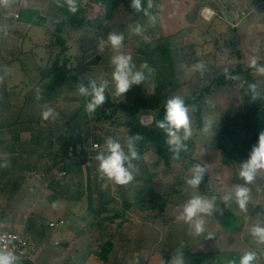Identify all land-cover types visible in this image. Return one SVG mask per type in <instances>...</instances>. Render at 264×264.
Listing matches in <instances>:
<instances>
[{"label":"rangeland","instance_id":"1","mask_svg":"<svg viewBox=\"0 0 264 264\" xmlns=\"http://www.w3.org/2000/svg\"><path fill=\"white\" fill-rule=\"evenodd\" d=\"M7 1L10 4L5 6L6 9L2 8L3 11L5 10L3 18L14 17V15H20L19 10L36 9V7H40L44 11L52 8L50 12L53 13V17L56 14L55 23L52 21V13L49 14L48 17H51L52 22H50V26L47 24L48 30L32 29L35 31V35L32 33L33 31L29 35L27 33L24 34L26 32L25 29L17 30L14 28V30L7 22L0 21V29L3 30V27H6L4 32L0 31V46H2L1 43L3 42L4 47H0V51L6 54L3 55L4 59L8 63H12L11 56L13 54L16 55L13 52L19 50L23 40L21 50L27 54L29 52L33 53L37 60H34V62H22V68L27 69L34 77V81L37 82L40 78L37 67H40L41 70L46 67L48 56L45 46L50 43V34L55 32L59 24L65 25L66 18L58 12L61 5H58L55 0ZM160 2L159 20L145 34L147 39L167 38L175 35L176 37L171 40L172 45L174 47H178L180 44L183 45L181 55L189 67L185 73L186 80H190L191 83L184 87L177 94L178 96L184 98L188 93L195 90L197 86L200 88L204 86V83L198 79L204 76V73L192 70L193 65L197 63L202 62L205 65V70L209 73L210 78L217 81L224 76L228 84L232 82V75L237 68L242 71L241 76L235 79V83L226 86L227 88L224 89L223 94H221L223 100L220 104L221 106L218 109L210 108L207 112L205 121L212 122V127L209 130H199L195 121L191 119L193 135L186 143H193V149L189 152L193 161L189 160L184 164L187 167V170L182 174L185 184L183 197L186 200L181 203V214L184 203H187L191 194L196 193L198 190V188L194 189L186 183V180L191 178L192 166L200 164L206 169L204 180L200 185V189H205L207 183H209L208 179L210 176L208 174L210 167L208 165L211 159L209 156L213 154L212 152L220 149L221 152L216 153L222 155L221 161L225 163L231 160L233 165L237 167L239 165L238 159L240 158H238L236 152L238 148L235 144L246 140V146L251 149L257 143L252 138L257 134L258 139V133L264 130V112L253 117L252 122L246 126L227 111L229 109L228 102L240 101L241 87H244L247 83L246 76L250 77L254 84L257 85L258 98L264 100V75L257 74L254 69L249 67V61L252 57H256L259 64H264V0H160ZM79 10L84 13L86 18L90 19L102 15L104 12L102 7L89 4L88 0H81ZM207 11L209 14L205 16L204 13ZM143 17L144 13L141 18ZM140 20L127 27L124 31L116 33H122L128 38L137 40L139 35L133 34L131 28L135 27L136 24H140ZM9 31L11 33L16 32L15 36ZM8 32L11 37L7 34ZM63 36L69 41L70 46L68 56L71 58L73 66V71L70 75L78 81L90 82L95 80L97 83L101 80L108 81L107 91L112 102L118 100V103H123V100L120 101L121 99L132 102L138 95L154 94L155 70L149 67L150 73L148 74L147 70H145L146 78L141 85L133 86L125 96L114 95L115 86H111L114 84L112 79L114 71V65L111 62L112 57L130 55L133 63L139 69L145 60L134 49L126 47L114 50L110 46H106L103 51L97 47L93 52L90 51L84 54L78 44L81 41V36L79 37L75 30L70 33L65 25ZM96 58L100 61L102 60L103 65L98 69L89 68L92 67L90 63ZM15 76L16 79L11 80V83L17 82L20 78L19 73H16ZM10 82L4 81L2 83L9 87L11 85ZM206 83L208 84L207 81ZM2 98L3 94H1L0 99ZM23 109L27 111V114L24 113V110V112L21 110V124L2 129L1 123L3 122L0 120V136L7 135L12 139H20L23 168L27 170V172H24V176L27 181H31L26 183V188L22 189L16 197L18 200L16 202H19L18 207L27 212V215L24 212L27 219L22 231L33 235L30 238L32 242H30L32 247H35L34 250L36 249L34 260L29 264H83L89 257H92L94 261L104 263L97 256L98 247L95 246L99 240L97 227L91 228L89 225L96 220L87 210L89 197L87 167L92 170L90 174L92 176L91 187L96 188L95 178L96 174H98L97 171H99V162L96 160V156L102 152L107 154L106 141L111 138L126 147L129 130L125 128L124 124L138 122L140 125L146 126L152 123L153 117L143 115L136 121L134 117L120 114L116 124H104L96 120L94 113H87L85 106L81 104H74L72 107L62 105L60 110L53 109L52 114L47 119L44 118L43 121L50 124L46 126L40 124V119L38 120L41 115V109L37 103L33 104V102L29 101L23 105ZM4 112H6V108L4 104H0V114ZM57 124L59 126H56ZM85 137L89 138L86 143L90 145L89 148H85L86 165H82L80 163L82 158L80 147L83 146L79 143ZM65 140L72 146H76L75 156L64 157L62 144ZM94 143H97L100 149L96 153H92L93 158L88 159L86 152L91 153V147ZM70 151L72 152L69 153L73 155V149ZM247 157L248 154L245 159ZM145 159L149 170L156 173L159 172L153 182L155 192L161 194L166 189L169 190L170 186L168 185L173 180L164 181L162 178L163 174H160L165 167L164 160L152 152L146 153ZM62 160L64 165L59 164ZM241 162L243 161L241 160ZM184 165H182L181 161H178L175 173L181 174L185 167ZM67 167L71 169V173L66 174V176H60L59 173L65 171ZM47 169H52L49 174L46 173ZM101 179L104 180L102 187L104 190L111 191L113 194L117 192L118 184L102 174ZM31 185L35 187L36 191L32 192L31 189H27ZM206 190L205 192H207ZM213 192L209 190L210 195H213ZM216 201L221 206L219 207L220 213H226L225 211L230 205L222 208L224 205L222 200L216 199ZM64 206L67 209H64ZM69 210L74 212L75 219L78 218L79 220H74V216L69 213ZM40 211L42 214L39 217L38 213ZM171 214L169 204H167L164 212L159 217L166 219L165 222L168 224ZM60 221H63L65 225L55 229L49 227L50 222L58 224ZM73 223L76 226L77 233H75L77 235L68 241L63 235L64 232L71 230ZM117 244L119 250L114 253V257L109 256V261L112 260L111 258H114V260L121 258L119 254L122 251L118 241ZM213 249L210 247V250ZM185 264L188 263L185 262Z\"/></svg>","mask_w":264,"mask_h":264},{"label":"trees","instance_id":"2","mask_svg":"<svg viewBox=\"0 0 264 264\" xmlns=\"http://www.w3.org/2000/svg\"><path fill=\"white\" fill-rule=\"evenodd\" d=\"M89 4L100 6L103 8V14L95 18H86L84 13L80 11L81 0H77V11L72 13L66 5L59 8V13L63 14L66 28L70 31L75 30L81 41L78 42L80 49L84 54L93 51L99 47V41L106 39L110 32H122L133 23L139 21L144 29L143 35L139 38H128L124 36V41L120 48L134 49L136 53L142 56L148 66L155 70L154 77V94H141L134 98L131 105L125 103L112 102L110 95L106 89V102L100 106L95 112L96 120L104 124H116L120 114L124 116L134 117L136 121L143 115L153 117L152 123L143 126L140 123L128 122L125 128L129 130V136L139 134L142 139L137 143V151L139 159L133 161V180L126 185H119L117 192L104 190V180L101 179L100 171H97L95 181L96 188H92V170L87 167V190H88V213L95 218V222L89 224L91 228L97 227V235L99 240L95 246L98 247L97 256L105 263L109 264V256L114 250V240L118 231L128 222L126 213L133 207H138L142 211H153L163 213L167 204L180 205L186 199L183 197V189L185 188L183 172L187 170L184 165L186 161H193L189 152L193 149V143H186V149L182 150L179 158L169 151L166 143V134L157 127V121L162 120L165 115L166 101L177 94L191 82L186 80V71L189 69L181 52L183 45L178 47L172 45L171 40L176 37L159 39H147L145 32L158 22L159 12L161 9L160 0H152V8L148 9L149 13L155 17V22H151L149 17L143 12L134 11L130 4L131 0H88ZM58 5L63 4V0H55ZM144 7L147 8L148 0H143ZM21 23L28 24L31 27L48 30L47 19L42 17L39 10L23 9L20 12L19 19ZM64 24H59L55 32L50 34V43L46 45L47 63L46 67L40 71V79L37 83L32 84L20 103V109L23 111V105L29 101L37 103L41 109L40 124L49 126L48 122L42 120V113L47 108L52 110H60L62 105L72 107L74 104L85 106L88 99L78 92V86L83 83L87 85L89 82H80L70 73L73 71L72 60L68 56L70 46L69 41L63 36ZM69 34V33H68ZM70 36V34H69ZM146 37V38H145ZM100 62L96 58L91 65H97ZM204 76L198 78L204 83L202 88L196 87L195 90L188 93L184 97L186 106L189 108V115L195 121L199 130H203L205 124V116L210 108L218 109L223 102L221 94L226 86L233 85L235 79L228 84L224 76L217 81L210 78L207 70L203 71ZM242 71L237 68L232 77H240ZM247 77V83L241 87L240 101L228 102V112L241 121L246 126L252 122L253 117L261 115L264 112V100L257 99L255 102L250 101L248 85L254 83ZM208 82V84L206 83ZM206 84V85H205ZM37 89L40 90V99H37ZM215 101V102H214ZM214 102V103H213ZM56 126H59L58 124ZM55 126V127H56ZM88 137L83 138L79 143L82 145L84 152L80 163L86 165L85 148H89L87 144ZM244 141L237 142L245 144ZM64 157L69 158V150L73 149L75 156L76 146L64 143ZM155 153L164 160L165 167L160 172L164 181H172L164 193L158 194L154 189V180L159 172H152L146 166V153ZM182 162L183 168L181 174L175 173L176 164ZM59 164L64 165L63 160ZM69 168L67 167L66 170ZM71 171V169H69ZM63 189V187H61ZM57 198V197H54ZM54 200V199H53ZM120 221L115 224L116 221Z\"/></svg>","mask_w":264,"mask_h":264},{"label":"crops","instance_id":"3","mask_svg":"<svg viewBox=\"0 0 264 264\" xmlns=\"http://www.w3.org/2000/svg\"><path fill=\"white\" fill-rule=\"evenodd\" d=\"M7 4L10 3L8 1L0 2V21L7 22L13 29H25L26 32L24 34L27 33L29 35L33 31L32 33L35 35V31L32 29L38 30L40 28L21 23L18 20L19 18H15L16 15L14 17L8 16L3 18L5 10L3 11L2 8L6 9L5 6ZM36 10H39L44 18L46 17L49 26L51 25L50 22L53 21L55 23L56 14L53 17V13L50 12L52 8L44 11L42 8L36 7ZM19 11L21 12V10ZM51 13L52 21L50 19L51 17H48ZM5 29L6 27H3V30L0 29V31L4 32ZM9 32L7 34L10 36L11 32ZM15 33L12 32L11 34L15 36ZM2 43L0 47L4 48ZM22 45L23 40L18 50L19 52H13L16 55L13 54L11 56L12 63L6 62L3 56L6 54L0 51V97L3 94V98L0 99V104H4L6 108V112L0 114V120L3 122L1 123L2 129L21 124L22 112L19 106L23 98V92L27 91L32 84L39 81H34L32 74L27 69L22 68L25 61L34 62V60H37V57L33 53L31 54L29 52L28 55L26 52H23L21 50ZM101 65H103L102 60L97 65H92L89 68L98 69ZM37 68L40 77L41 68ZM146 72L148 74L150 73L148 70ZM16 73H19V81L17 80V82L11 83V80L16 79ZM4 81L10 82L11 85L9 87L3 85L2 82ZM111 86L115 85L112 84ZM122 100L127 105L133 102H127L125 99H121L120 101ZM117 101L115 100V102ZM24 113L27 114V111ZM39 119L40 116L38 117ZM42 120H44V117H42ZM252 139L257 142V134ZM66 141L63 142L62 147ZM21 146L22 144L19 138L12 139L7 135L0 136V230L19 232L30 242V238L33 235H30V233L26 234V231H22V227H25L27 212L20 209L18 207L19 202H16L18 201L16 197L22 189L26 188V183L31 182L29 180L27 181V178L24 176V172H27V170L23 168ZM238 149H236V152L240 159H238L239 165L237 167L233 165L231 160L225 163L221 161L222 155L217 154L221 152L220 149H217L215 152L213 151V154L209 156L211 157L209 160L210 164L208 163L210 167H208V175L210 177L208 179L209 183L205 187L207 192H205V189H200L201 187L199 186L196 193H192L190 196L191 199L196 195L207 198H211L214 195L217 200H222L224 204L222 208L230 205L226 209V213L221 214L219 210L221 206L215 200V208L212 214L203 217L205 221V232L203 234H194V231L188 224L178 219L182 204L176 206L169 203V210L172 214L168 219L171 223L168 222V224L165 222L166 219L164 220L159 217L161 213L142 211L135 206L126 213L128 222L118 231V236L114 240V250L110 257H114V253L118 252V241L122 251L119 254L121 258L118 260L111 258L112 260H110L111 262L109 261V264H171L172 258L179 250L183 252L185 262L188 264H239L240 257L245 252L255 253L256 258L252 264H263L264 243L258 242L250 234V228L261 221L264 222V174L261 173L258 175L253 185H245L250 188L248 210L244 211L240 209L235 202L234 188L236 185H244V181L239 177L240 162L241 160H246L245 158L250 148L246 146L245 142L243 145L239 144ZM70 150L69 152H72ZM69 156L72 157V153H69ZM51 170L47 169L46 173L49 174ZM64 172L66 174L71 173L68 169L61 171L59 175L62 176ZM27 189H31L32 192L36 191L32 185ZM209 190L210 192L211 190L214 191V194L210 195ZM63 208L67 209L65 206ZM69 213L73 216L75 215L72 211ZM41 214L40 211L38 213L39 217ZM74 220L79 219H75L74 216ZM116 222L117 224L119 223L118 220ZM75 232L76 226L73 223L71 230L64 232L63 236L70 241L72 237L74 238L77 235V232ZM208 234H211V239H208ZM250 239L252 240L250 241ZM31 242L30 244L32 245ZM210 247L214 249L210 250ZM83 264L105 263H99V261H94L92 257H89Z\"/></svg>","mask_w":264,"mask_h":264},{"label":"clouds","instance_id":"4","mask_svg":"<svg viewBox=\"0 0 264 264\" xmlns=\"http://www.w3.org/2000/svg\"><path fill=\"white\" fill-rule=\"evenodd\" d=\"M0 2H7V0H0ZM63 5H66L72 13L77 11V0H63L61 6ZM130 6L136 12H143L151 22H155V17L148 11L152 8V0H148L147 8L144 7L143 0H131ZM131 32L135 35H143V28L140 24H136L135 27L131 28ZM123 41L124 35L122 33L110 32L106 39L99 41V48L103 51L106 46H110L112 49L118 50ZM111 62L114 65L112 79L115 85L114 95L116 96H125L133 86L141 85L146 78L145 70L150 71L147 62L142 63L137 69L130 55L113 56ZM249 67L254 69L257 74L264 75V64H259L256 57L250 58ZM192 70L203 72L205 65L202 62L197 63L193 65ZM232 78L236 79V77ZM107 87L108 81L106 80H101L99 83L92 80L87 85L81 83L78 86L79 94L90 98L85 104L87 113H94L106 102L105 91ZM248 89L251 93L250 101L255 102L258 99L257 85L251 83L248 85ZM36 91L37 99H40V90L37 89ZM52 112L51 108L46 107L42 115L47 119ZM157 127L166 134L169 151L173 153L174 158H179L180 152L186 149L185 142L193 135L189 108L182 97L173 96L166 101L164 118L157 121ZM211 127L212 122L207 121L203 130L207 131ZM141 139L142 137L138 133L131 135L127 138L125 147L119 141L109 138L106 141L107 154L102 152L96 156L100 173L118 185H126L131 182L134 178L131 171L134 167L133 161L140 158L137 143ZM191 172V178L187 179L186 183L195 189L203 182L206 169L200 164H194ZM261 173H264V130L258 133L257 143L251 147L247 159L240 163L239 177L244 181V185H236L234 188L235 202L240 209L248 210L250 188L245 185H253ZM215 200L214 196L211 198L200 195L193 196L183 206V211L178 219L188 224L194 234H203L205 232L203 217L212 214L215 208ZM250 234L258 242L264 243V222L261 221L252 226ZM211 238V234H208V239ZM255 258V253L245 252L240 257L239 264H252ZM0 264H19V257L11 251L0 250ZM171 264H185L181 250L172 258Z\"/></svg>","mask_w":264,"mask_h":264},{"label":"built area","instance_id":"5","mask_svg":"<svg viewBox=\"0 0 264 264\" xmlns=\"http://www.w3.org/2000/svg\"><path fill=\"white\" fill-rule=\"evenodd\" d=\"M208 11L204 13L205 16H208ZM16 19L19 18V15L15 16ZM205 19H207L205 17ZM152 121V120H151ZM150 121V122H151ZM81 153L84 149L80 147ZM100 149V146L97 143H94L91 147V153H87L88 159L93 158L92 153H96ZM62 176H66V173H62ZM65 223L60 221L58 224L51 223L49 227L55 229L59 226H63ZM0 250H6L13 252L16 256L19 257V264H29L32 263L35 256L34 247L30 242L21 234L15 231H4L0 230Z\"/></svg>","mask_w":264,"mask_h":264}]
</instances>
